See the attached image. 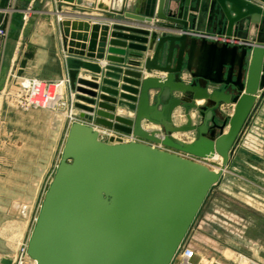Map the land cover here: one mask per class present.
Masks as SVG:
<instances>
[{
  "label": "water",
  "instance_id": "obj_1",
  "mask_svg": "<svg viewBox=\"0 0 264 264\" xmlns=\"http://www.w3.org/2000/svg\"><path fill=\"white\" fill-rule=\"evenodd\" d=\"M110 1L97 0L96 9L131 24L112 23L109 33L108 24L59 27L81 122L67 129L26 242L35 264H171L264 90L262 7L171 0L164 10L158 0L153 22L110 11ZM203 33L235 43L191 36ZM92 125L131 140L101 141ZM184 134L191 140L177 138ZM214 156L218 171L202 162ZM0 264L11 261L0 255Z\"/></svg>",
  "mask_w": 264,
  "mask_h": 264
},
{
  "label": "crops",
  "instance_id": "obj_2",
  "mask_svg": "<svg viewBox=\"0 0 264 264\" xmlns=\"http://www.w3.org/2000/svg\"><path fill=\"white\" fill-rule=\"evenodd\" d=\"M120 1H122L121 10L156 21L158 0H115L114 5L119 6ZM169 1L171 0H165L164 10L167 9ZM247 1L264 9V0ZM96 2L97 0H75L74 4L70 5L59 0H0V29L5 33L4 37L0 36V212L8 211L9 207L15 212H20L21 209L31 211L54 161L55 140H62L70 125L66 118L68 110L66 114L61 111L34 109L24 111L8 105L2 94L11 82L9 77L15 74L17 77L48 81L67 79L64 62L68 55L62 51L59 35L60 24L64 21L71 24H108V33L111 31L112 23L131 24L115 15L106 18L96 9ZM111 2L112 0L109 9L112 6ZM127 2L130 4L129 8H125ZM162 32L163 30H160L158 34ZM74 33L84 34L77 30ZM90 34L88 32V40ZM109 39L108 35L107 40ZM208 43L212 42L208 41ZM90 62L99 64L100 61ZM78 73L84 80H91L93 76L82 69ZM143 76L159 75L144 73ZM64 93L68 97L72 93L68 83ZM202 104L201 101L197 103L198 106ZM79 114L80 110L72 108V115L79 119ZM121 114L130 117L125 113ZM230 115L231 109L225 113L227 117ZM174 122L184 123L182 119L177 121L175 118ZM142 127L147 130L153 129L144 123ZM226 130L227 127L224 132ZM190 140L191 138L186 139L187 142ZM214 161L220 167V159L208 160L206 164ZM218 167L210 168L218 171ZM51 177L52 175L50 179ZM241 181L244 182V187L248 188L247 191H252L249 193L250 196H264V90L256 94L254 108L232 148L225 171L206 197L209 199V205L205 214L214 212L218 204H221L222 198L230 195L228 192L231 189L230 185ZM23 197L29 199L23 200ZM6 198L20 199L19 201L11 199L12 203L10 201L6 203L8 202ZM260 207L259 210L254 209L264 216V205ZM18 226L22 227L21 224ZM195 248L197 251L195 259L197 260L198 257L203 259L204 254L197 247ZM0 255L7 257L2 251ZM254 260L264 259L261 256Z\"/></svg>",
  "mask_w": 264,
  "mask_h": 264
},
{
  "label": "rangeland",
  "instance_id": "obj_3",
  "mask_svg": "<svg viewBox=\"0 0 264 264\" xmlns=\"http://www.w3.org/2000/svg\"><path fill=\"white\" fill-rule=\"evenodd\" d=\"M63 100L67 105L70 104V98L65 93ZM67 110L68 107L59 111L66 114ZM65 136L66 132L62 140H55L54 161L31 211L30 209L27 211L21 209L20 213L19 211H11L9 207L8 211L0 212V251L12 260H16L20 248L27 242L43 193H45L50 176L59 162ZM177 138L186 141V139L191 138V135H179ZM209 166L216 168L218 164L214 161L208 163ZM232 184V186L230 185L231 189L228 190L230 195H225L222 198L221 204H218V208L214 210L217 213L213 219H211L213 212L205 214L209 199L205 200L184 240L185 242L192 241L193 245L204 254L203 259L206 261L214 259L223 264H264V260H254L261 256L264 259V216L254 209L259 210L260 205H264V196H250L249 193L252 191H247L248 188L244 187L242 181ZM11 199H18L19 201L20 198H6L8 201L6 203L9 201L12 203ZM22 199L27 200L29 198L23 197ZM253 221L254 223H252ZM19 224H21V228H19ZM199 226L200 228H198ZM175 263L176 259L174 258L171 264Z\"/></svg>",
  "mask_w": 264,
  "mask_h": 264
},
{
  "label": "built area",
  "instance_id": "obj_4",
  "mask_svg": "<svg viewBox=\"0 0 264 264\" xmlns=\"http://www.w3.org/2000/svg\"><path fill=\"white\" fill-rule=\"evenodd\" d=\"M111 3L112 6H110L109 9L110 11H112L114 7L115 0H112ZM129 6L130 4L129 2H127L125 8H129ZM24 18H26V15L24 16ZM0 36L1 37L5 36V33L2 29H0ZM191 36L197 39L205 38L207 41L214 42L216 44L235 43L232 39H228L223 35H212L208 33H203L196 35L192 34ZM9 79L11 82L2 95L5 102H7L8 105H10L11 107L24 111L34 109V110H47L51 112H56L59 111L60 109L68 107L69 112L66 118L68 119L69 123L81 122L80 119L72 115V108H74L73 104L75 101L74 94L71 93L69 95L70 98L69 105H67L66 102L63 100L64 88L66 86V83H68L67 79L48 81L39 78L17 77L15 76V74H11ZM92 126L97 131L98 139L101 141H107L108 138L110 137H114V138L117 137L122 139L123 141L131 140L130 136L121 135L113 130L104 129L102 127H98L95 125ZM206 161L208 160L202 162L206 164ZM216 213H217L216 211L213 212V214L211 215V219L215 218ZM198 228H200V226ZM196 256H197V251L192 241L185 242V240H183L174 256V258L176 259L175 264H223L218 260L212 259L206 261L201 257H198L196 260L195 259ZM13 261L14 264L35 263L26 254V244L20 248L16 260Z\"/></svg>",
  "mask_w": 264,
  "mask_h": 264
},
{
  "label": "bare ground",
  "instance_id": "obj_5",
  "mask_svg": "<svg viewBox=\"0 0 264 264\" xmlns=\"http://www.w3.org/2000/svg\"><path fill=\"white\" fill-rule=\"evenodd\" d=\"M121 8H122V1H120V5L119 6H115L114 5V7H113V9H112V11L113 12H119L120 10H121ZM191 117H192V115H191ZM125 142V141H124ZM217 159H220L219 157H217V156H214L212 159H209V161H213V160H217ZM220 163H221V159H220ZM220 168V167H219ZM51 180V179H50ZM4 258H7V259H9L10 261H11V264H14V261L12 260V259H10V258H8V257H5V256H3ZM33 264H35V263H33Z\"/></svg>",
  "mask_w": 264,
  "mask_h": 264
}]
</instances>
